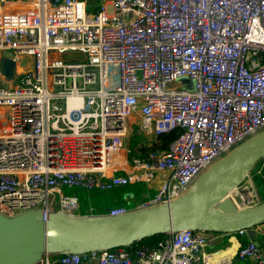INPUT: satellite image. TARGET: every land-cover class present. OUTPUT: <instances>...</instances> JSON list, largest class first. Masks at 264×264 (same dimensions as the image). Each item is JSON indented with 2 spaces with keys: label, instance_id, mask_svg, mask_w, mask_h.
Listing matches in <instances>:
<instances>
[{
  "label": "built area",
  "instance_id": "1",
  "mask_svg": "<svg viewBox=\"0 0 264 264\" xmlns=\"http://www.w3.org/2000/svg\"><path fill=\"white\" fill-rule=\"evenodd\" d=\"M5 52L16 67L31 61L0 83V213L8 217L79 216L80 198L65 186L159 180L151 196L108 217L174 201L264 130V0H0V67ZM131 121L147 137L179 134L164 150L132 156ZM128 162L135 170L118 173ZM248 194L235 205L261 202ZM210 234L171 231L156 247L61 254L57 264H232L207 249ZM236 256L264 264L253 240Z\"/></svg>",
  "mask_w": 264,
  "mask_h": 264
},
{
  "label": "water",
  "instance_id": "2",
  "mask_svg": "<svg viewBox=\"0 0 264 264\" xmlns=\"http://www.w3.org/2000/svg\"><path fill=\"white\" fill-rule=\"evenodd\" d=\"M16 61L5 52L1 71L14 77ZM185 87L194 81L180 77ZM264 156V130L215 162L180 198L119 216H70L53 211L44 220L39 209L8 217L0 213V264H34L46 255L83 253L131 245L149 236L182 229L234 233L264 223V201L238 208L225 190H233L248 166ZM108 208L106 211H109Z\"/></svg>",
  "mask_w": 264,
  "mask_h": 264
},
{
  "label": "crops",
  "instance_id": "3",
  "mask_svg": "<svg viewBox=\"0 0 264 264\" xmlns=\"http://www.w3.org/2000/svg\"><path fill=\"white\" fill-rule=\"evenodd\" d=\"M31 67V61L28 60L27 63H24L23 65L20 66L22 68L21 70H27ZM137 126V125H136ZM148 141L146 142V145L150 146L153 144V141L157 140L155 136L153 137H147ZM164 150V149H162ZM258 161V160H257ZM256 161V162H257ZM255 162V163H256ZM253 163V164H255ZM264 163V162H263ZM263 165H260L259 167L253 169V167L249 166L248 170L240 175L239 180L236 182V187L234 188V197H231V195L226 194L227 197L232 198V200H240V196L243 195L246 191L245 188H242V185H248L250 186V190L255 191L256 183L254 180V175L255 173H259L262 169ZM135 170V167L130 164V162L121 165L118 173L125 174L127 172H132ZM159 180H153V179H146L145 181H142L143 184H145L149 189L153 190V193L155 192V189L158 185ZM78 188V187H77ZM241 188V189H240ZM97 190V189H95ZM93 190V191H95ZM92 191H88V193L91 195ZM134 198V193L132 192H127L124 194L123 197H118L114 201H103V202H95L93 198L90 197L88 205H90V209L92 208H103L107 210L108 208L111 209L112 207H118L116 205L124 204L125 201H131ZM82 206V205H80ZM238 208H242V206H239ZM107 212V211H106ZM77 215L79 216H99L102 214H81L77 212ZM254 236L252 237L249 235L248 231L246 234H240L238 232L234 233H211L209 236V244L207 249L209 251H215L221 254V256L232 262V264H260L258 261L252 258H248L245 260L239 259L236 254L238 251V248L240 245L247 243L249 240L255 241L259 247L262 250V255L264 258V223L260 225H256L253 228ZM226 239H228V242H226ZM45 261H48L49 264H57V257H54L52 255H46L43 257ZM83 264H97V262L94 259H87L86 261L83 262Z\"/></svg>",
  "mask_w": 264,
  "mask_h": 264
},
{
  "label": "trees",
  "instance_id": "4",
  "mask_svg": "<svg viewBox=\"0 0 264 264\" xmlns=\"http://www.w3.org/2000/svg\"><path fill=\"white\" fill-rule=\"evenodd\" d=\"M179 132L178 131H172L170 133H165V134H161L158 137H156L157 140L153 141V144L148 146L146 145V142L148 141L147 136L140 133L137 129V126H134V130H133V136L130 140V148L132 150V156H143L146 155L149 151L151 150H162V149H166L168 144L175 139L178 136ZM254 180L256 183V192L258 194V197L260 199V201H264V165L261 169V171L259 173H255L254 175ZM129 189L124 190L126 187H129ZM118 188H121V191H116ZM77 187H63V192L66 194H77L80 198V205L78 212L81 214H90V213H94V214H103L106 212L105 209L100 208H92L90 209V205H88L89 203V199H90V195L88 193V191H92V190H87L84 188H81L83 190H85V192L79 191L77 190ZM95 190V189H93ZM99 190V189H97ZM106 191V190H104ZM112 191L117 193V198L119 197H123L124 194H126L127 192H132L134 193V198L131 201H125L124 204H120V205H116L118 207H127L130 208L133 205H135L138 201L144 200L146 198H148L149 196H151L153 194V190L149 189L145 184H143L142 182H137V183H129L127 185L124 186H120V187H116L114 189H112ZM112 208H116V207H112ZM217 233V232H214ZM166 235V233H162L159 235H154V236H149L146 237L142 240L136 241L134 243H132L131 245H127L126 247H142V246H148V247H156L158 242ZM228 242V239H226V242ZM54 257H58L59 255H52Z\"/></svg>",
  "mask_w": 264,
  "mask_h": 264
},
{
  "label": "rangeland",
  "instance_id": "5",
  "mask_svg": "<svg viewBox=\"0 0 264 264\" xmlns=\"http://www.w3.org/2000/svg\"><path fill=\"white\" fill-rule=\"evenodd\" d=\"M29 59H30L29 57L21 58L20 61H19V63H18V67L15 68L16 69V72H19L22 69V68H20L21 64L27 63ZM0 83H3V84H7L8 83L3 78V73L1 71V67H0ZM134 126H135V123L133 121H131L130 124L128 125L129 133H128L127 137H126V141L129 144H130V140H131V138L133 136ZM263 162H264V156H262L260 159H258V161L255 164H251L250 167L252 166L253 169H255V168L259 167L260 165H264ZM129 188H130V186L129 187H126L124 190H127ZM242 188H245L246 189L245 190L246 191L245 194L246 193L252 194V192L250 190V188H251L250 186L243 184L242 185ZM77 190L82 191V192H85V190H83L81 188H78ZM116 191H121V188H118ZM224 193L231 195V197H234V193L233 192L230 193V191L228 189L225 190ZM90 197L93 198V200L95 202H97V201H99V202L110 201L111 202V201H114L117 198V193L114 192V191H112V190H106V191H104V190H95V191H93L92 190ZM236 200H237V198H236ZM239 206H241V205H239Z\"/></svg>",
  "mask_w": 264,
  "mask_h": 264
},
{
  "label": "bare ground",
  "instance_id": "6",
  "mask_svg": "<svg viewBox=\"0 0 264 264\" xmlns=\"http://www.w3.org/2000/svg\"><path fill=\"white\" fill-rule=\"evenodd\" d=\"M69 101H70V104H75V103H77L79 100L76 99V98H71ZM229 191H230V193H232V192H234V189H233V190H229Z\"/></svg>",
  "mask_w": 264,
  "mask_h": 264
}]
</instances>
